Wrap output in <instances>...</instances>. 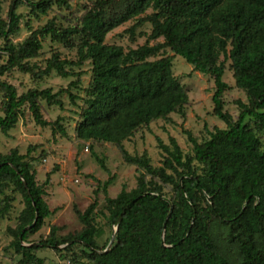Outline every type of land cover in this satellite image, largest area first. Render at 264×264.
<instances>
[{"label": "trees", "instance_id": "obj_1", "mask_svg": "<svg viewBox=\"0 0 264 264\" xmlns=\"http://www.w3.org/2000/svg\"><path fill=\"white\" fill-rule=\"evenodd\" d=\"M88 1L76 23L62 25L48 19L18 43L10 37L19 29L20 5L39 18L53 6L69 8L68 0H11L6 18L0 16L4 98L0 131L7 134L14 128L27 107L37 125L50 126L52 135H66L60 117L43 118L40 99L62 108L60 97L67 93L75 103L79 96L71 89L79 88L80 72L72 67L87 60L91 75L75 136L116 144L123 160L137 167L136 186L109 197L107 187L114 178L110 176L94 190L103 192L107 218L113 224L124 211L109 248L108 242L96 243L103 232L95 223L96 199L84 211L75 209L82 224L78 232L60 236L59 227L51 226L45 239L30 243V235L52 214L44 199L51 172L37 182L32 147L24 154L16 148L0 153V217L13 199L9 189L21 194L24 205L16 226L8 228L9 247L20 255L17 264H44L36 254L42 248H52L73 264H264V143L259 136L264 132V0ZM131 19L135 23L130 30L145 22L151 25L148 37L153 44L125 50L105 42L112 29ZM45 37L74 47L76 60L54 52L43 69L31 62L40 54ZM165 48L184 58L193 70L212 77V112L226 127L206 130L208 137L200 142L184 131L192 144L191 154L183 153L172 137L168 144L157 138L164 155L161 165L155 166L146 152L131 154L122 143L153 120L168 119L173 112L184 115L188 95L171 71L172 56L149 59ZM227 60L235 87L247 96V104L237 101L236 120L224 110L223 93L230 87L222 79ZM15 68L34 79L53 71L76 78L56 92L33 88L18 94L14 85L2 80ZM92 155L107 170L103 158L94 151Z\"/></svg>", "mask_w": 264, "mask_h": 264}, {"label": "rangeland", "instance_id": "obj_2", "mask_svg": "<svg viewBox=\"0 0 264 264\" xmlns=\"http://www.w3.org/2000/svg\"><path fill=\"white\" fill-rule=\"evenodd\" d=\"M11 0H0V16L6 18ZM69 8H53L39 18L29 13V7L20 5L17 12L21 14L18 31L10 39L13 43L23 41L32 30L43 26L48 19L54 18L62 25L76 23L89 6L88 0H68ZM150 10L147 11L149 13ZM139 17V16H138ZM135 19L128 20L118 27L112 29L107 35L105 42L118 44L125 50L136 48L139 45L149 42L153 44L148 35L151 25L145 22L130 30ZM158 40H162L161 38ZM3 43L0 40V44ZM59 52L61 58L76 60V49L67 47L60 42H56L45 37L42 39V48L38 57L31 60L41 69L44 68L46 60L52 53ZM162 56H172L171 71L173 75L183 85L188 101L181 113H170L168 119H157L136 130L133 135L123 141V146L131 154H142L146 152L151 159V163L159 166L162 163L163 152L157 146V138L168 144L169 138L176 140L183 153H192V144L184 131H189L198 142L206 139V130L214 128H225L226 124L216 117L213 112L212 94L214 91L213 79L211 76L195 71L192 65L185 61L180 55H175L169 48L160 50L156 56L149 57L150 60ZM222 59V56L220 57ZM222 79L230 86L223 93L224 110L227 111L233 120H236L240 109L237 101L247 104L245 92L234 85L230 61L224 64ZM90 63L84 61L80 66H73L74 72H80L79 88L71 89L72 93L79 96L75 103H71L67 93L60 97L63 106L47 104L44 99H40L41 112L47 121H55L60 117V123L65 129L66 135L56 133L52 135L50 126L37 125L27 109L23 108V115L19 117L14 128L4 134L0 131V153H6L12 148H16L19 153H26L28 147H32L30 156L33 157L32 165L36 170V180L40 184L44 181L46 173L50 174V183L45 187L44 199L47 202L52 214L44 220L40 230L30 235V243H38L45 239L51 226H58V235H67L78 232L82 228L75 209L84 211L94 200H97L95 209V223L102 229L100 237L96 238L98 246L108 242L114 229V224L107 218L106 202L101 190L94 192L110 176H113L111 184L107 187V195L115 197L122 188L130 190L136 186V177L139 174L135 165L123 160L119 147L110 142L101 140L81 141L75 136L74 127L79 119V112L83 104L85 95L84 89L90 81ZM76 76L61 77L54 71L41 79H34L31 74L24 73L18 69H13L6 73L2 80L15 86L18 94L28 89L50 88L52 92L64 89L68 83ZM3 96L0 93V116L3 115ZM248 121V118L246 119ZM251 123V120H249ZM262 143H264V132L259 133ZM92 151L103 158L107 170H104ZM142 171V170H141ZM99 183V184H98ZM170 187L165 191L169 192ZM13 199L10 208L4 217H0V264H17L20 255L16 254L9 247L11 236L8 228H14L17 224V217L23 208V199L19 192L7 191ZM107 243V245H108ZM65 245H60L64 247ZM37 256L44 259V264H73L70 259L60 258L52 248H42L36 250Z\"/></svg>", "mask_w": 264, "mask_h": 264}, {"label": "water", "instance_id": "obj_3", "mask_svg": "<svg viewBox=\"0 0 264 264\" xmlns=\"http://www.w3.org/2000/svg\"><path fill=\"white\" fill-rule=\"evenodd\" d=\"M14 169H15V167H14ZM16 172L19 173L17 170H16ZM21 180L23 181L24 187H26V183L24 182V180H23L22 178H21ZM26 191H27V193L29 194V190L27 189ZM159 196L162 197V198H164L165 200H169V199H167V198H165V197H163V196H161V195H159ZM132 202H134V201H132ZM246 202H247V200H246ZM170 210H171V207H170ZM123 212H124V211H122V212L120 213V215H119V216L117 217V219H116V222H115V224H114V229H113V231H112V233H111V237H110L109 243H108V245H107V248H109V246H110V245L112 244V242L114 241L115 234H116L117 227H118V223H119L120 220H121V217H122ZM167 217H168V215H167ZM167 217H166V219H167ZM36 219H37V214L35 215V218H34V221H33L32 224H34V222L36 221ZM166 219H165V220H166Z\"/></svg>", "mask_w": 264, "mask_h": 264}]
</instances>
